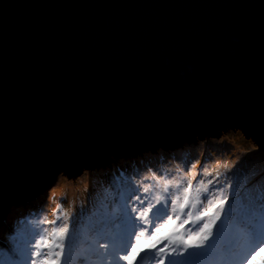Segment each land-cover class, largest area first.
Instances as JSON below:
<instances>
[{
    "label": "snow or ice",
    "instance_id": "6c2138e0",
    "mask_svg": "<svg viewBox=\"0 0 264 264\" xmlns=\"http://www.w3.org/2000/svg\"><path fill=\"white\" fill-rule=\"evenodd\" d=\"M137 36L134 52L130 53L128 46L113 50L112 67L97 73L88 90L90 103L77 90L67 108L58 105L34 122L35 134L21 144L11 165L6 141L0 143V212L15 202L18 193L39 182L41 166L53 157L80 149L102 157L135 142L145 126L163 129L177 137L173 145L179 143L182 130L198 119L221 92L233 103L239 117L251 122L257 132L261 147L252 155L264 153V115L256 121L251 114L255 87L251 23L246 16L148 24ZM167 36L172 38H160ZM196 58L205 59L211 69L202 88L142 102L151 94L150 85H191ZM259 78L260 107L264 113V14L260 22ZM117 95L119 102L114 99ZM84 103L88 104L87 119L81 116ZM105 107L119 116L103 123L96 121L95 114ZM248 158L246 155L225 172L209 169L207 161L211 156L206 152L194 162L184 159L182 166L173 170L149 168L140 179L129 180L127 197L123 203L117 202L120 232H110L108 221H101L92 229L93 235L83 239L77 226L78 215L66 213L58 227L37 233L35 244L9 245L8 264H139L142 254L149 252L153 253L155 264H244L245 250L225 243L217 222L222 223L229 200L242 195L236 191L237 183L227 176L235 175ZM259 179H264V174ZM261 192L264 193V185ZM244 198L249 207L256 202L255 193ZM260 199L264 202V195ZM193 209L197 211L194 213ZM160 220L163 223H156ZM193 220L200 222L198 227L185 230V225ZM260 253H264V248L256 255Z\"/></svg>",
    "mask_w": 264,
    "mask_h": 264
},
{
    "label": "water",
    "instance_id": "95a60500",
    "mask_svg": "<svg viewBox=\"0 0 264 264\" xmlns=\"http://www.w3.org/2000/svg\"><path fill=\"white\" fill-rule=\"evenodd\" d=\"M262 6L264 0H0V143L6 141L9 164L13 163L21 144L35 134L34 122L42 114L54 111L61 104L67 108L77 90L91 102L88 90L94 85L97 73L112 67L113 50L128 46L129 52H134L137 35L148 24L246 16L251 23L255 87L251 114L259 121L264 115L259 78ZM195 62L191 85L170 82L150 85L151 94L142 102L181 96L202 88L211 69L203 58H196ZM114 99L119 102V95ZM87 106V103L81 106V116L85 119L89 115ZM118 116L119 113L105 107L95 114V120L103 123ZM225 128L243 129L261 147L252 123L240 118L233 103L221 92L198 119L182 130L175 145L172 144L177 140L175 135L145 126L135 142L102 157L87 149L53 157L41 166L39 182L18 193L15 202L0 212V225L13 205L34 199L61 172L70 177L81 176L85 168L151 152L154 146L171 148L184 146L193 139L223 137Z\"/></svg>",
    "mask_w": 264,
    "mask_h": 264
},
{
    "label": "rangeland",
    "instance_id": "374dc122",
    "mask_svg": "<svg viewBox=\"0 0 264 264\" xmlns=\"http://www.w3.org/2000/svg\"><path fill=\"white\" fill-rule=\"evenodd\" d=\"M211 140L217 142L216 144H219L218 142H221L222 145L226 144L230 146V149L226 152L220 150L221 146L212 144V142L211 144L209 143ZM192 141H188L184 146H172L171 148L154 146V151L151 152L112 159L99 166L85 168L81 176L70 177L65 172L59 173L52 185L43 189L34 199L20 202L10 208L6 218L0 225V264H8L7 253L9 245L15 246L23 242L35 244L36 240L39 239L37 233H44L45 230L50 232L54 227H58L62 221L63 214L66 213L78 215L77 226L83 239L91 237L93 235L92 229L101 221H108L106 227L111 231L113 227L111 223L114 224L120 221L118 219L120 211L117 202L123 203L124 198L127 197L129 180L140 179L142 175L147 173L149 168L153 170L156 168L173 170L177 166H182L184 159H192L194 162L199 154L206 152L211 156V159L207 161L209 169L219 168L221 172H225L226 168L243 160L247 155L249 158L236 170V174L227 176L228 180L237 183L236 191L242 192V195L231 198L226 208L228 205L233 208L237 205H243L244 193H248V187L250 185L255 187L258 180L259 182L264 181V179H259L264 174L259 173L260 169L264 172V153L252 155L253 149L250 153H247V150H250L249 148L257 149L259 147L251 136H246L243 129L225 128L223 129V137ZM227 141L233 143H228ZM235 144L240 145V148H234ZM89 174L93 175L94 178L92 180L94 179L95 181L91 184L93 185L91 186V196L88 195V186H84L85 182L88 181L86 177ZM221 179L225 178L222 177ZM112 183L115 184L112 185ZM121 184L123 185L119 188ZM99 185H101V191L95 194L98 191H95V189ZM262 195L264 193L257 197L258 199L254 206L255 210L251 211L248 217L251 228H256V222L263 216L264 202L260 199ZM91 197H93V205L89 203L91 202ZM207 203L208 201L204 202L205 205ZM58 205L60 206L59 208L57 207ZM90 209L94 213L88 216V210ZM232 213H235V210ZM58 217L60 218L58 224L48 223V221L58 220ZM113 217H116V219L113 220ZM231 218L228 212L226 214L222 213V223L220 221L217 222L221 235L228 238L233 237L235 231L238 233L237 227L232 225L233 218ZM156 223H163V220L156 221ZM191 223L192 225L187 224V226H191V230H194L200 222L193 220ZM118 226L122 225H116L114 229ZM251 228L248 226L246 230L252 232ZM239 233H241V230ZM248 240H250V243L247 254L250 258L245 259L246 264L251 260L252 255L259 253V248L256 246L260 244L258 242L259 239L252 241V236H249L244 243L237 246L242 247L246 251ZM252 242L258 243L253 247ZM154 262V255H148L145 259L146 264H153ZM252 264H264V253L256 255V259L252 261Z\"/></svg>",
    "mask_w": 264,
    "mask_h": 264
},
{
    "label": "trees",
    "instance_id": "16d2710c",
    "mask_svg": "<svg viewBox=\"0 0 264 264\" xmlns=\"http://www.w3.org/2000/svg\"><path fill=\"white\" fill-rule=\"evenodd\" d=\"M206 136H210V135L208 134ZM211 142H212V144H215L217 146H221V149L220 150H223L225 152L230 149V146H227L226 144H223L222 145L221 142H218L219 144H216L217 142H214L212 140L209 141L210 144H211ZM190 145H193V144H190ZM249 149L250 150H247L248 151L247 153H250V151H252V149L255 150L256 148H249ZM257 149H259V148H257ZM109 168H107V169H109ZM259 173L262 174L264 172H262V169H260L259 170ZM122 185L123 184L119 185V188H121ZM261 185H264V181L263 182H259V183L256 181V186L255 187L254 186L252 187V185H250L248 187V193H244V197H246V196H248V195H250L252 193H255V195H256V202H257V199H258L257 197L262 194V192L260 190L261 189ZM204 206H207V205L204 204ZM254 206H255V204L252 207H249L248 204H247V201L245 200V198H244V204L243 205H237L235 208L230 207V205L227 206L226 209H227L228 215H230V218H231V215H232V218H233V219L231 218L233 220L232 225L236 226L237 227V230H238V233H237V231L234 232V236L233 237H235L237 234H239V236L241 234H244V236L249 235V232L244 228V224H245L246 219H248L249 215L251 214V211L255 210ZM233 210H235V213H232ZM194 211H197V209H193V212ZM223 214H226V213H223ZM263 216H264V211H263ZM115 219H116V217H113V220H115ZM58 221L59 220H56V224L59 223ZM263 221H264V217H260L258 219V221H257L256 224L258 225V229L260 230L261 234L264 236ZM119 224H121L120 221H117L114 224L111 223V225L113 227H112V229H111L110 232H112V233H118V232H120L121 231L120 226H119V228L117 227L116 229H114V227L116 225H119ZM189 224L192 225L191 221L189 222ZM189 229L191 230V226L185 225V230H189ZM240 230H241V233H239ZM219 235H220V238L224 240V242H229V241H231L233 239V237L228 238L227 236H224V235L222 236L220 232H219ZM229 243L233 244V242H229ZM148 255H153V253L149 252V253H146V254H142V259H139L138 258L139 259V264H144V259ZM153 264H155V262Z\"/></svg>",
    "mask_w": 264,
    "mask_h": 264
},
{
    "label": "bare ground",
    "instance_id": "6f19581e",
    "mask_svg": "<svg viewBox=\"0 0 264 264\" xmlns=\"http://www.w3.org/2000/svg\"><path fill=\"white\" fill-rule=\"evenodd\" d=\"M227 142H228V143H233V142H229V141H227ZM234 148L239 149V148H240V145L235 144V145H234ZM86 178H88V181L85 182L84 186H88V195L91 196V186H93V185H91V184L95 182L94 179L92 180V178H94V177H93L92 174H89L88 177H86ZM89 178H90V179H89ZM91 181H93V182H91ZM114 184H115V183H112V185H114ZM78 185H79V183H78ZM72 188H73V187H72ZM100 189H101V185L97 186V188L95 189V191H96V190H98V191H97V193H95V194H98V193L101 191ZM92 198H93V197L90 198V201H91V202H89V203L93 205V199H92ZM84 204H85V203H84ZM85 206H86V205H85ZM86 208H87V207H86ZM93 213H94V211H93L92 209L88 210V216H91Z\"/></svg>",
    "mask_w": 264,
    "mask_h": 264
}]
</instances>
